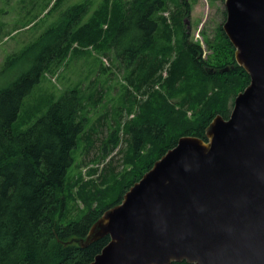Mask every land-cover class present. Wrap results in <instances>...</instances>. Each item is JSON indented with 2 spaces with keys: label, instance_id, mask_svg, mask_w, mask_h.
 Returning <instances> with one entry per match:
<instances>
[{
  "label": "trees",
  "instance_id": "16d2710c",
  "mask_svg": "<svg viewBox=\"0 0 264 264\" xmlns=\"http://www.w3.org/2000/svg\"><path fill=\"white\" fill-rule=\"evenodd\" d=\"M169 1L114 0L107 34L95 37L103 40L117 61L126 68L133 67L131 76L138 70L143 74L140 83L154 86L140 104L137 120L126 126L131 150L128 162L133 167L115 181L114 188L121 189L113 203L96 206L87 199L83 206L69 208L68 172L85 127L79 88L65 90L26 129L16 127L26 99L51 65L63 59L76 31L82 37L98 35L94 27L100 20L95 18L94 24L81 26L88 6L75 4L63 12L59 22L4 61L0 75L5 77L10 70L17 74L0 86V264L92 262L110 236L87 247L78 240L87 235L102 213L120 203L125 192L182 136L206 140V128L217 115L229 118L235 98L250 83L249 74L236 62L235 47L223 25L213 39H207V57L203 46L183 32L177 41L179 50L171 60L172 28L163 15ZM194 1L179 0L185 16L190 15ZM224 13L226 16V10ZM161 40L167 45L153 55L152 49ZM227 66L229 71L224 70ZM177 98L180 100L175 102ZM186 104L191 116L183 109ZM118 133L113 130L104 148L109 144L116 148Z\"/></svg>",
  "mask_w": 264,
  "mask_h": 264
},
{
  "label": "water",
  "instance_id": "95a60500",
  "mask_svg": "<svg viewBox=\"0 0 264 264\" xmlns=\"http://www.w3.org/2000/svg\"><path fill=\"white\" fill-rule=\"evenodd\" d=\"M225 6L249 85L206 140L182 136L93 223L81 246L110 241L88 264H264V0Z\"/></svg>",
  "mask_w": 264,
  "mask_h": 264
},
{
  "label": "rangeland",
  "instance_id": "374dc122",
  "mask_svg": "<svg viewBox=\"0 0 264 264\" xmlns=\"http://www.w3.org/2000/svg\"><path fill=\"white\" fill-rule=\"evenodd\" d=\"M113 2L114 0H0V70L10 54L35 41L50 26L59 22L63 12L75 4L85 3L88 6L81 26L94 24L95 18L100 20V25L94 27V32L98 35L82 37L76 31L63 59L51 65L34 93L26 99L16 126L18 129H26L65 90L73 87L80 89L83 99L80 116L85 127L73 153L74 163L68 172L71 187L69 193L72 197L70 209L76 204L83 206V201L87 199L100 206L113 203L119 198L121 188H114L115 181L133 167L128 162L131 150L126 126L130 121L137 120L140 104L148 99L154 87L150 83H140L143 74L138 70L131 76L133 67L126 68L115 59L101 38L95 39L96 36L107 34L113 15ZM225 10V0H195L190 15L185 16L179 8V0H170L163 15L172 28L174 47L173 51L168 52L171 60L179 50L180 44L177 41L183 32L189 35V40L203 46L207 57L210 53L207 39H213L219 26L224 24ZM177 20L179 21L175 24L174 21ZM166 43L161 40L152 49V54H157L159 48H164ZM16 74V70H10L5 77L0 75V86ZM163 75L167 76L166 70ZM155 88L158 90V85ZM179 100L180 98L174 99L175 102ZM183 109H187L188 116H191L192 110L188 109L187 104ZM115 129L119 132L116 148H112L111 144L104 148ZM145 153L148 154V151Z\"/></svg>",
  "mask_w": 264,
  "mask_h": 264
}]
</instances>
